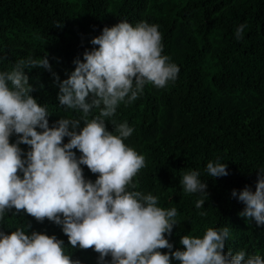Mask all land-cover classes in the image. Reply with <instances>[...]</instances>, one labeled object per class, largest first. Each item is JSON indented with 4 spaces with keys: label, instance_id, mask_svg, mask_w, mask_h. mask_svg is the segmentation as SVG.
I'll list each match as a JSON object with an SVG mask.
<instances>
[{
    "label": "trees",
    "instance_id": "1",
    "mask_svg": "<svg viewBox=\"0 0 264 264\" xmlns=\"http://www.w3.org/2000/svg\"><path fill=\"white\" fill-rule=\"evenodd\" d=\"M121 21L158 25L163 55L180 68L174 82L163 89L145 85L143 95L132 104L122 102L106 120L109 131L112 121L134 129L124 143L145 158V167L133 178L135 190L157 196L158 207L177 209L179 225L170 236L165 234L173 252L184 250V235L202 238L209 227H227L225 252L244 250L264 257V225L241 217L245 205L232 196L246 186L254 192L257 170L264 168V0H0V71L47 53L51 72L25 69L34 88L31 95L48 105L50 127L61 118L78 119L81 113L59 104L53 73L60 81L67 79L74 60L98 47L90 43L92 38ZM244 23V38L238 41L235 31ZM98 114L94 109L92 116ZM17 139L13 134L10 143ZM68 141L65 137L63 143ZM19 147L25 155L30 150ZM216 159L227 163L228 176H207V162ZM81 168L86 180H96L98 174ZM191 170L201 173L208 198L183 191L180 180ZM201 198L206 199L204 207L197 209ZM20 226L28 235H55L64 241L66 254L81 264H98L99 253L71 248L62 226L54 222H38L15 209L0 220L5 234ZM106 260L110 264L111 257Z\"/></svg>",
    "mask_w": 264,
    "mask_h": 264
},
{
    "label": "clouds",
    "instance_id": "2",
    "mask_svg": "<svg viewBox=\"0 0 264 264\" xmlns=\"http://www.w3.org/2000/svg\"><path fill=\"white\" fill-rule=\"evenodd\" d=\"M246 28V23L236 28L238 41ZM158 29L147 21L104 27L90 41L98 47L86 49L83 60H74L75 69L67 79L60 81L53 73L59 104L81 115L61 118L51 127L48 105L31 95L34 88L25 72L32 68L51 72L48 54L20 59L10 70L0 71V220L15 209L38 222H54L62 226L71 248L99 253L98 264H109V256L110 264H172L173 259L179 264H264L259 254L225 252L227 227H209L202 238L184 235L180 239L184 250L173 252L165 234L170 236L179 225L177 209L158 207L157 196L135 190L133 178L145 167V158L124 143L134 129L115 121L113 130L107 129L106 120L115 116L118 106L136 101L145 85L163 89L177 79L180 68L163 55ZM94 109L99 114L92 116ZM13 134L18 139L10 143ZM65 137L68 143H63ZM20 144L30 147L26 155ZM73 149L81 155L77 157ZM81 165L98 174L94 182L85 179ZM205 172L212 178L229 175L227 163L220 159L207 162ZM180 184L185 193L208 198L199 171L185 172ZM237 195L245 205L239 215L264 225V168L257 170L255 191L246 186L239 194L232 191L233 197ZM205 200L198 199L195 207H204ZM165 248L169 251L162 253ZM0 264L81 262L66 254L64 241L55 235L35 231L28 235L20 226L10 235L0 231Z\"/></svg>",
    "mask_w": 264,
    "mask_h": 264
}]
</instances>
